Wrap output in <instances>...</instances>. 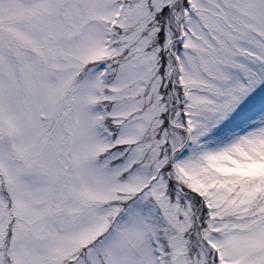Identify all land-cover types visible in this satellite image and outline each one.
I'll list each match as a JSON object with an SVG mask.
<instances>
[{
  "label": "snow or ice",
  "instance_id": "obj_1",
  "mask_svg": "<svg viewBox=\"0 0 264 264\" xmlns=\"http://www.w3.org/2000/svg\"><path fill=\"white\" fill-rule=\"evenodd\" d=\"M0 264H264V0H0Z\"/></svg>",
  "mask_w": 264,
  "mask_h": 264
}]
</instances>
